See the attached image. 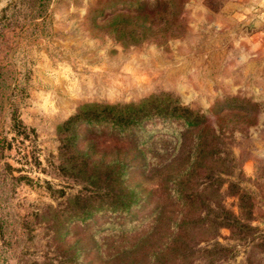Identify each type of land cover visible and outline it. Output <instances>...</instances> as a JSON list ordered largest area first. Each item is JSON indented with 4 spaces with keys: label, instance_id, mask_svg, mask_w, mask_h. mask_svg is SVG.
<instances>
[{
    "label": "rangeland",
    "instance_id": "1",
    "mask_svg": "<svg viewBox=\"0 0 264 264\" xmlns=\"http://www.w3.org/2000/svg\"><path fill=\"white\" fill-rule=\"evenodd\" d=\"M221 3L0 0V264H149L153 208L161 222L179 208L160 182L187 155L177 107L201 124L188 145L201 132L215 153L188 185L199 215L240 204L264 235V51L219 32L204 8ZM171 156L151 177L139 167ZM131 190L138 202L109 206ZM209 233L186 264H264V241Z\"/></svg>",
    "mask_w": 264,
    "mask_h": 264
},
{
    "label": "trees",
    "instance_id": "2",
    "mask_svg": "<svg viewBox=\"0 0 264 264\" xmlns=\"http://www.w3.org/2000/svg\"><path fill=\"white\" fill-rule=\"evenodd\" d=\"M177 108L185 113V116H180L182 120H186L184 123L185 131L179 133L181 138L178 140L179 154L184 151L187 155L181 162H178L181 168H178L176 171H170L167 175L162 177L160 182L163 184L167 182L170 183L172 192L176 193L174 198L176 197L177 202H179V208L173 210L176 218L167 220V222H161L166 209L165 205L155 206L149 219H146L147 223L145 224L144 233H142L146 235L147 238L154 237L157 239V244L154 249H151L149 252V258L151 259L149 264H186L189 258L198 254V250L195 252L192 250L195 240L209 236V230H213V228L215 230V228L225 227L228 229L231 239L235 238L237 240H242L245 244H252L254 240L264 241V235L255 234V228L248 223L250 208L245 209L239 204V206H237V212L222 209V215H216L214 220L210 218L204 219L199 215V207L196 204L202 201L200 194L191 191L188 185L191 183L192 178L199 175L201 176L207 171H211L213 164L216 163V161L211 158V155L214 156L215 153L211 147L212 142L208 143L210 141L206 139L198 141L201 137L203 138L201 132L196 131L198 134L190 138V140L193 138L195 139L194 144L188 145L189 142H186L187 133L193 128H198L201 124L196 121V115H193L196 119L193 117L192 119H188L191 115L188 109ZM110 119L113 120L115 124H120L121 120L124 122L126 121V123L132 120L128 117L122 119L119 116ZM184 148H187L186 151ZM176 159H178V157L171 156L163 160V162L153 161L148 165L141 162L139 167L143 170L147 169V175L151 177L152 172L156 170L158 172L160 168L163 169L168 165L175 164L176 162L174 161ZM131 160L132 159L126 160L117 158L114 162L120 166H131V164L133 165ZM119 171L115 173L118 177L120 176ZM138 193L139 191L131 190V194L129 195L130 199L123 202L115 200L111 202L109 206L127 209L132 200L135 203L139 201ZM243 196L242 193H239V202L242 201ZM143 199H146V196L143 197ZM146 220H144V222ZM253 247H258V245L255 244ZM260 252L264 255V249Z\"/></svg>",
    "mask_w": 264,
    "mask_h": 264
},
{
    "label": "crops",
    "instance_id": "3",
    "mask_svg": "<svg viewBox=\"0 0 264 264\" xmlns=\"http://www.w3.org/2000/svg\"><path fill=\"white\" fill-rule=\"evenodd\" d=\"M204 10L213 15L220 33L235 34L246 49L264 51V0H222L215 11Z\"/></svg>",
    "mask_w": 264,
    "mask_h": 264
}]
</instances>
